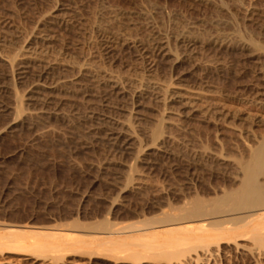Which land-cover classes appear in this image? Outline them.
I'll return each instance as SVG.
<instances>
[{
  "label": "rangeland",
  "instance_id": "1",
  "mask_svg": "<svg viewBox=\"0 0 264 264\" xmlns=\"http://www.w3.org/2000/svg\"><path fill=\"white\" fill-rule=\"evenodd\" d=\"M257 149L264 0H0V264H264V239L209 253L162 240L140 261L110 241L259 213L209 210Z\"/></svg>",
  "mask_w": 264,
  "mask_h": 264
},
{
  "label": "bare ground",
  "instance_id": "2",
  "mask_svg": "<svg viewBox=\"0 0 264 264\" xmlns=\"http://www.w3.org/2000/svg\"><path fill=\"white\" fill-rule=\"evenodd\" d=\"M160 46H158V48H159ZM33 93H35L40 99L39 100H43V101H46V102H49L51 99H52V95H50L49 93H43L41 90H35V91H33ZM33 97V96H32ZM36 100V99H35ZM47 112V110L45 111V113ZM42 113V112H41ZM49 114V113H48ZM40 115H43V113L42 114H40ZM40 117V116H39ZM98 118V117H97ZM101 119V118H100ZM103 121L102 122H104V119H102ZM45 121V120H44ZM105 121H106V119H105ZM114 121V120H113ZM117 122V121H116ZM105 123H107V122H105ZM104 123V124H105ZM114 123H115V121H114ZM113 123V124H114ZM117 124V123H116ZM100 125H101V122H100ZM107 125V124H106ZM109 126V125H108ZM119 129V128H118ZM113 131H112V134H115V135H117V134H119L118 132H119V130H121V129H119L118 130V132L116 131L117 129H115V127L112 129ZM107 133V132H106ZM118 136V135H117ZM116 137V136H115ZM112 138V137H111ZM113 139V138H112ZM115 140V139H114ZM116 143V142H115ZM114 144V143H113ZM112 145V144H111ZM121 146V145H120ZM125 146V145H124ZM125 148V147H124ZM127 148V147H126ZM120 149V148H119ZM258 150V149H257ZM256 150V151H257ZM264 149H262V151H263ZM261 149H259L257 152H254V154H253V157L251 158L252 160L250 161L249 160V162H251V163H248V164H246V166H244V168L246 169V174H245V177H244V181H243V184H242V186L238 189V190H236V191H234V192H232V193H230V194H228L227 196H226V198H223L222 197V199H224V200H222L221 198V200L219 201V200H217L218 202H216V203H214V205H213V207L210 209L209 208V210L212 212V214L214 213V214H222V213H224V212H226V211H224L223 209H222V206L224 205V204H227V206H229V204H231L232 205V203L234 204L235 202L234 201H236V200H238V199H243V200H245V201H247L248 203V208L250 207V208H254V209H256L257 211H258V209H261L260 211H258L259 213H257L254 209V211H255V214L254 215H252V216H249L250 218H248V219H246V220H243V221H241V222H239L238 224H227V222L225 223V224H221V226H219V227H217V228H215V229H213L212 231H210V232H205V233H203L202 235H200V236H202V238H200V236H199V234L198 233H196V232H202V231H204V230H206L207 229V227L206 228H203V229H199V230H197V231H194L193 232V229H192V227H191V225L189 226L191 229L189 230V229H187V232L186 233H179V231H183V230H179V229H177V228H169V229H161V230H159V229H157V228H155V226L154 227H149L150 229L149 230H147V232H143V230L141 229V228H139V229H133V228H135V227H133L132 229V231H131V233L132 234H130V235H128V236H126V237H124V236H121V233L122 232H119V231H111L112 233V238H111V240L110 241H112L113 242V240L115 241L114 243H118V242H124V244H127V246L129 245V246H132L133 248H134V250H135V252H137L136 253V255H135V253L134 252H132L131 251V255L133 256V253H134V257L135 256H137L138 258H139V256L141 255L140 253H143V251H144V253L143 254H145V252L146 251H151V250H153V249H156L157 247H158V245L161 243L160 241H162V240H164V241H173L174 242V244L175 245H177V246H179V245H184V244H188L189 246H188V248L190 247H192L194 250L196 249V248H200L201 250H205V251H207L208 249H210L209 247H210V245H212V244H215V243H217L218 245H220L219 243H223V242H225V241H227V242H229L228 240H233V241H235V242H237V246H235L237 249H242L243 247H248L247 249H250V246H247V245H244V244H242V243H239L238 241H240V240H248V239H252V241H254L253 239H256L257 241L259 240V241H263V239H264V183L263 184H261V182L260 181H258V179H257V177L261 174V173H259V172H261V167H263V163L262 162H264V161H260V159L261 160H264L263 159V157L262 158H260V156H261ZM264 153V152H263ZM263 156H264V154H263ZM260 163H262V164H260ZM262 165V166H261ZM259 174V175H258ZM225 197V196H224ZM210 205V204H209ZM235 205V204H234ZM234 205H232V206H234ZM201 208H202V206H201ZM228 208H230V206L228 207ZM234 208V207H233ZM197 209V208H196ZM196 209H195V211H190L187 215H186V219L188 218V217H200V215H199V213L197 214V212H196ZM229 210V209H228ZM233 210V209H232ZM251 210V209H250ZM201 211H202V209H201ZM200 212V211H199ZM227 213V212H226ZM230 213V212H229ZM257 213V214H256ZM170 216V215H169ZM223 216V215H222ZM219 217V216H218ZM168 218V217H167ZM170 220H172V218H174V217H172V216H170ZM184 218V219H185ZM201 218H202V216H201ZM201 218H199V219H201ZM204 218V217H203ZM169 219V218H168ZM182 219V218H181ZM189 219V218H188ZM223 219H225V217L223 218ZM230 220H233L234 218H229ZM169 220V221H170ZM175 220V219H174ZM198 220V219H197ZM202 220V219H201ZM230 220H228L229 222H230ZM242 220V219H241ZM173 221V220H172ZM180 221V220H179ZM199 221V220H198ZM203 221V220H202ZM226 221V220H225ZM234 221H235V219H234ZM175 221H173V223H174ZM183 222V221H182ZM223 222H224V220H223ZM228 222V223H229ZM233 222V221H232ZM237 222V221H236ZM205 223V222H204ZM193 225V224H192ZM205 225L207 226V224L205 223ZM194 227H198L199 225L197 224V225H193ZM167 227V226H166ZM137 228V227H136ZM179 228V227H178ZM129 229H130V227H129ZM147 229H148V227H147ZM118 230V229H117ZM185 230H186V227H185ZM123 231V230H122ZM125 231V230H124ZM189 232V233H188ZM168 234V233H171L172 235H170V236H168V235H166V236H162L163 234ZM174 234V235H173ZM255 240V241H256ZM211 242H213V243H211ZM233 243V242H232ZM22 244V243H21ZM216 244V245H217ZM234 244H236V243H234ZM215 245V246H216ZM217 245V246H218ZM122 246V245H121ZM125 246V245H124ZM187 247V246H186ZM234 247V248H235ZM178 248V247H177ZM182 248V247H181ZM188 248H182L183 250L184 249H188ZM188 249L189 251L192 249ZM198 248V249H199ZM212 248V247H211ZM235 248V249H236ZM218 249V248H217ZM236 249V250H237ZM178 250H180V247H179V249H177V251ZM182 250V251H183ZM251 250V249H250ZM253 250V251H252ZM251 251L253 252V253H255V254H257V255H264V250L263 249H261L260 247L258 248V249H252ZM170 251V250H169ZM168 251V252H169ZM172 251V250H171ZM170 251V252H171ZM181 250H180V252H181V254L180 253H177L176 252V249H175V254L173 255V253H171V255H173V257L177 254V256H179V257H181L182 258V256H184L183 254V252H185L186 254H189V253H187L185 250L182 252ZM128 252H130V251H128ZM208 253H209V251H207ZM211 252H213V251H211ZM155 253V252H154ZM153 252H152V254L151 255H153L154 254ZM159 253H162V251H159ZM158 253V254H159ZM203 253V252H202ZM214 253V252H213ZM150 253H148V255H149ZM157 254V253H156ZM164 254V253H163ZM166 254V253H165ZM185 254V255H186ZM207 254V253H206ZM205 254V256L203 257V258H200L199 256H197L196 258H193V257H195V256H190V254L188 255V256H190V257H186L185 256V258H182V259H180V258H178V257H176L175 259L177 260V258H178V262H177V264H190L191 263V261L193 262V260H195L196 262H198L199 261V259H204L205 260V262L206 261H210V259H212L213 258V255L214 254H211L210 253V255H206ZM147 255V254H146ZM215 256V255H214ZM136 257V258H137ZM136 258H135V261H137L138 260V258H137V260H136ZM138 261H140V258H139V260ZM194 261V262H195ZM136 263V262H135Z\"/></svg>",
  "mask_w": 264,
  "mask_h": 264
}]
</instances>
